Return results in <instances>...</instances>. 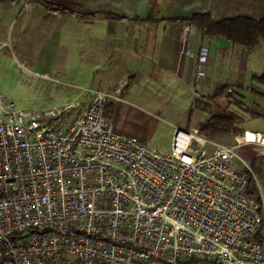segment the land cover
I'll return each mask as SVG.
<instances>
[{
  "label": "built area",
  "instance_id": "obj_1",
  "mask_svg": "<svg viewBox=\"0 0 264 264\" xmlns=\"http://www.w3.org/2000/svg\"><path fill=\"white\" fill-rule=\"evenodd\" d=\"M116 92L63 109L0 93V264H264L260 205L233 167L255 178L238 150L264 133L226 145L173 126L161 150L114 129Z\"/></svg>",
  "mask_w": 264,
  "mask_h": 264
},
{
  "label": "crops",
  "instance_id": "obj_2",
  "mask_svg": "<svg viewBox=\"0 0 264 264\" xmlns=\"http://www.w3.org/2000/svg\"><path fill=\"white\" fill-rule=\"evenodd\" d=\"M21 1L17 16L22 32L36 41V58L31 68L23 65L24 71L58 75L89 90V100L93 91H117L107 101L105 115L121 134L149 145L150 131L159 122H167L170 132L178 126L160 112L171 117L193 100L219 99L211 97L222 85L218 59L230 44L221 37H203L196 27L172 20L206 12L207 0H82L92 9L124 16L119 20L63 17L35 4L25 11L20 9ZM202 46L209 49L203 63L185 54L186 49ZM199 71L203 78H197ZM169 143L170 138L166 147L150 145L169 150ZM255 157L263 212L259 240L264 250V151Z\"/></svg>",
  "mask_w": 264,
  "mask_h": 264
},
{
  "label": "rangeland",
  "instance_id": "obj_3",
  "mask_svg": "<svg viewBox=\"0 0 264 264\" xmlns=\"http://www.w3.org/2000/svg\"><path fill=\"white\" fill-rule=\"evenodd\" d=\"M18 5L19 3L16 2H0V93L22 108L56 106L63 109L64 105L75 101L88 104L89 90L65 82L64 78L58 75L43 76L39 72L24 71V66L31 68L36 58L35 48L33 49L36 41L32 39L33 35L22 32L17 16ZM207 7L204 13L211 14L214 20L240 15L249 16L255 20L264 18V0H207ZM226 42L229 43L227 40ZM228 46H230L227 49L228 52L220 55L218 59L221 60V65L217 69L219 83L243 84L242 89L228 88L225 96L243 100L251 111H243L234 104H228L224 97H219L218 100H193L192 103L183 105L182 110L171 113V117H168L166 112L160 113L163 117L175 122L177 127L198 134L200 127L215 112V106L223 111L232 112L239 118L236 130L216 133L211 137L205 136L215 142L231 145L236 144L238 140L246 141L251 131L264 133V117L253 113H264V97L254 95L251 90L246 89L252 85V76L264 74V40H260L251 51L242 50L238 46ZM258 89L264 93L263 87ZM76 113L75 110H71L68 114ZM167 124V122H159L153 127L150 131L151 145L158 147L168 145L173 131H169ZM261 151L264 149L249 145L240 148L238 153L248 165L252 162L251 165L254 167L255 161L257 162L254 160L255 156ZM233 167L241 172L245 169L239 160H235Z\"/></svg>",
  "mask_w": 264,
  "mask_h": 264
},
{
  "label": "trees",
  "instance_id": "obj_4",
  "mask_svg": "<svg viewBox=\"0 0 264 264\" xmlns=\"http://www.w3.org/2000/svg\"><path fill=\"white\" fill-rule=\"evenodd\" d=\"M10 1L19 2L20 0H0V2ZM35 5H42L46 10L60 14L63 17H76L79 19H89L103 17L105 19L119 20L124 19V16L111 12L110 10L92 9L82 0H31ZM83 9V11L81 10ZM180 24H186L196 27L197 31L203 37L216 38L221 37L229 41L231 46H238L242 50L251 51L260 40H264V18L255 20L249 16H236L234 18L214 20L209 13H192L188 17L174 18ZM251 91L254 95L264 97V93L259 91V87L264 88V74L252 76ZM241 88L243 84H222L213 90L211 97H224L228 104H234L243 111H251L243 102L236 100L231 96H225V91L228 88ZM107 108V106H106ZM215 112L208 118L202 127H200L199 135L211 137L216 133H224L236 130L238 116L232 112H226L219 107H214ZM253 112V111H252ZM254 115L264 117V113L253 112ZM251 164H253L251 162ZM249 164L251 171L255 173L253 165ZM244 171L249 175V184L247 193L255 196L260 205V215L262 212V202L255 178L245 168Z\"/></svg>",
  "mask_w": 264,
  "mask_h": 264
},
{
  "label": "bare ground",
  "instance_id": "obj_5",
  "mask_svg": "<svg viewBox=\"0 0 264 264\" xmlns=\"http://www.w3.org/2000/svg\"><path fill=\"white\" fill-rule=\"evenodd\" d=\"M252 138H253V135L251 134L246 141H252Z\"/></svg>",
  "mask_w": 264,
  "mask_h": 264
}]
</instances>
